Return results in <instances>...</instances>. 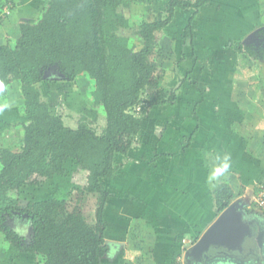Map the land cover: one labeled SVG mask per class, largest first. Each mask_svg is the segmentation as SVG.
Instances as JSON below:
<instances>
[{
  "label": "trees",
  "instance_id": "obj_1",
  "mask_svg": "<svg viewBox=\"0 0 264 264\" xmlns=\"http://www.w3.org/2000/svg\"><path fill=\"white\" fill-rule=\"evenodd\" d=\"M211 1L48 0L35 22L18 24L13 46L0 45V100L16 85L23 120L10 125L19 134L16 144L0 146V233L10 249L35 257L38 264H102L109 251L104 220L109 193L102 180L114 177L117 156L126 157L136 143L145 118L138 116L136 109L149 111L148 107L176 104L171 84L162 85L163 80L174 78L172 69L168 72L171 76L166 75L155 60L161 48L158 35L176 12L189 10L181 47L195 51L202 32L198 33L194 24ZM138 2L159 3L161 10L138 19L126 17L124 11ZM10 3L0 1L1 20L8 16L3 11ZM262 29L258 33L264 37ZM234 40L226 41L225 50L233 48ZM239 40L236 52L243 49L254 61H264V44ZM181 57L185 63L192 60L184 53ZM48 70L56 72V79L45 76ZM192 70L185 76L175 75V79L188 86L185 83L190 82ZM81 76L93 83L91 97L103 121L99 125L82 116L73 126L66 124L62 109L53 112L42 91L43 84L76 83ZM189 84L200 95L205 94L198 82ZM66 160L75 162L85 174L84 184L70 189L67 199L20 198L24 188L63 176ZM236 196L229 184L220 182L212 191L216 214ZM89 198L97 203L92 223L87 222L82 208ZM13 219L30 224L29 242L9 227L8 220ZM174 262L175 257L171 264Z\"/></svg>",
  "mask_w": 264,
  "mask_h": 264
},
{
  "label": "crops",
  "instance_id": "obj_2",
  "mask_svg": "<svg viewBox=\"0 0 264 264\" xmlns=\"http://www.w3.org/2000/svg\"><path fill=\"white\" fill-rule=\"evenodd\" d=\"M11 1L13 4L4 7H7L8 16L0 19V45L13 46L18 24L27 22V0ZM254 1H257L255 4H262L264 0ZM241 6L247 7L245 2ZM218 9L221 10V5H218ZM200 15L202 10L198 16ZM213 17H206L203 24L207 25L206 22ZM242 32L244 31L236 30L234 39H240ZM218 36H222L223 41L215 40ZM224 36L226 35L219 34L210 41L202 39V45L196 43L195 49H217L225 57L230 50H225ZM218 55L216 52V57ZM250 82L253 81L246 79L242 84L241 80L237 82L229 74L226 81L223 79L218 86L215 84L213 94L205 93L202 96L198 91L199 96L194 103L191 102L192 105L185 99L178 107L162 108L163 114L158 125H153L150 121L141 122L136 143L126 157L117 156V170L111 182L109 181V188H105L109 193L107 209L114 203L109 200L110 190H116L117 221L114 224L107 218L104 219L109 251L102 264H171L177 254L183 257L182 262L185 264L180 241L198 239L217 217L212 191L220 182L213 181L212 183H216L215 187H209L211 167L207 162L224 153L230 155L231 167L225 174L226 179L221 182L229 184L237 193L235 199L238 198L247 214H255L254 218L248 220L253 221L259 237L257 250L261 256V264H264V221L261 217L264 213L250 204L255 192L253 184L264 179V162L261 161L264 158V124H259L258 120L249 123V119H246L252 103L256 106L260 103L257 91L248 87ZM229 90L235 94L233 99ZM238 94L241 98H248L242 102L237 98ZM2 101L0 110L1 105L2 108L8 105L7 99L3 103ZM161 165L165 168L162 172ZM156 176H159V182H156ZM245 193L250 194L248 201L244 197L247 196ZM124 214H131L132 219L138 218L135 229H130V221H125ZM148 225L152 227H146ZM2 244L5 249L12 250L6 243ZM18 256L28 259L22 253H18ZM218 263L238 264L232 260L220 259L203 264Z\"/></svg>",
  "mask_w": 264,
  "mask_h": 264
},
{
  "label": "rangeland",
  "instance_id": "obj_3",
  "mask_svg": "<svg viewBox=\"0 0 264 264\" xmlns=\"http://www.w3.org/2000/svg\"><path fill=\"white\" fill-rule=\"evenodd\" d=\"M48 0H27V15L25 19H27L28 23H33L35 20L39 18L38 12L41 11L42 7L47 3ZM237 1H239L237 3ZM242 2H245L247 5L246 8L242 7ZM254 0H212L210 2V7L202 10V15L198 16L196 19V24L194 26L198 27V33H200L202 39L211 40L212 38H216L217 35H226L224 38H229L234 40L235 31L242 32V41L250 36L249 40L246 39L247 44L256 37L258 31H262L264 28V1L262 4H258ZM218 5H221V10L218 11ZM161 6L159 3H155L152 5H146L138 2L137 4H133L129 9L124 11L126 17L135 16L138 18L143 17L147 13L155 14L161 10ZM243 9H246L245 12H242ZM204 11V12H203ZM191 15V11H180L176 12L174 19L172 22L165 27L162 32L158 35L159 43L161 48L156 51V55L158 57L155 58L156 62L162 65L163 70L166 75H173L174 78L171 82L168 79L163 80L162 85L171 84V87L174 89L176 93V104L180 106L183 103V100H188L190 105L195 102L196 97L199 96L198 90L190 85V82H198L200 88L208 94H213L216 90L215 84L223 81H226L227 75H231L235 81H242V84L246 79L248 81L252 80L253 82L248 83V87L252 88L251 90L257 91L258 99L260 103L255 104L252 103V109L250 110V114L246 119L249 123H254L255 120L259 122V124H264V62L255 63L250 56H248L245 50H240L236 52L237 42L240 41L234 40L232 47L230 48V53H226L224 57L221 54V51L217 49H212L209 47H203V49H195L193 51L191 48L185 46L181 47V36L183 32V28L187 23L189 16ZM214 16L209 20L207 25H204L205 18L208 16ZM216 16V18H215ZM5 19V18H4ZM234 22V23H233ZM198 25V26H197ZM200 26V29H199ZM245 28V29H244ZM249 32H248V30ZM217 34V35H216ZM253 35V36H251ZM227 39V40H229ZM215 40L223 41L222 36L217 37ZM226 40V41H227ZM254 42H259L254 41ZM198 45H202L201 41H197ZM264 44V43H263ZM140 43L136 42L137 49L140 48ZM235 47V48H234ZM235 49V50H234ZM217 50V51H216ZM262 51V49H261ZM216 52L219 54L216 57ZM220 52V53H219ZM182 53L184 55H188L190 57V61L187 63L182 62ZM206 56V57H205ZM202 57V58H201ZM208 57V58H207ZM233 63L232 65L230 63ZM185 63V64H184ZM184 64V65H183ZM192 65V66H191ZM172 69V73L168 74V72ZM193 69V70H192ZM190 73L188 80L190 82H186V85H182L177 79H175V75H184L186 73ZM199 74V75H198ZM165 75V76H166ZM170 75V76H171ZM46 77H53L56 79V72L53 70H48L45 75ZM185 76V75H184ZM192 77V78H191ZM165 78V77H164ZM167 78V77H166ZM187 78V77H186ZM185 78V79H186ZM244 81V82H243ZM76 83H56V84H43L41 86L42 91L47 95L46 100L51 107H54L53 112L60 111L62 113V117L66 124L73 126L79 117H85L89 119L93 124L99 125L103 121L101 119L100 108L97 106L95 100L91 97V91L93 90V83L86 76H81L75 81ZM246 86V85H245ZM15 89L9 90L8 95H6L2 100H6V107L0 110V146L4 145H14L15 138L19 136L15 133L14 129L11 128L10 125L14 123H19L22 120L20 112H21V100L18 95V90L16 85L13 86ZM238 88V86H237ZM236 88H234L235 91ZM232 93V99L235 94L232 91H228ZM257 96V95H256ZM238 99L245 101L248 97L242 96L238 94ZM0 100V102L2 101ZM2 101V103H3ZM187 102V101H186ZM192 102V103H191ZM249 103L248 101L246 102ZM177 106V107H178ZM184 108V106L182 107ZM149 111L143 110V108L136 109L137 115L145 116L143 122L150 121L153 125H158V120L161 119L163 111L161 107H148ZM175 109V108H174ZM151 110V111H150ZM148 114V115H147ZM251 120V122H250ZM98 127V126H97ZM245 129V128H244ZM253 130V128H252ZM4 138V139H3ZM6 141V142H5ZM13 142V143H12ZM177 159V158H176ZM264 162V158L261 160ZM160 161H158L159 163ZM210 165V160L207 162ZM163 165L160 166L162 168ZM205 168V167H204ZM65 174L63 176H55L51 180H45L39 187H26L20 193V198L25 201L33 200L38 201L42 199L49 198H68V191L75 187H80L85 182V174L78 171L76 167V163L70 160H66L65 162ZM165 168L160 169L162 172ZM159 171V169H158ZM206 171V168H205ZM161 176V175H160ZM159 176H156V182H159ZM166 179V178H164ZM163 179V180H164ZM225 175L220 177L219 182L223 181ZM102 185L104 188H109L110 182L107 180H102ZM217 183V181H216ZM215 183V184H216ZM161 184V183H160ZM253 184V189L256 185ZM162 185V184H161ZM252 189V191H253ZM110 199L114 201L111 203L105 210L104 219L106 218L110 220V222L116 224L117 221V208L115 206V201L117 193L116 190H110ZM255 193V192H254ZM254 193L252 194L254 196ZM244 196L246 200L249 198L250 194L245 193ZM252 197V196H251ZM234 199L233 201L237 200ZM137 202V201H134ZM120 203V202H119ZM251 207L253 206V197ZM96 201L92 198H89L83 204V215L88 223H92L95 220V209H96ZM255 206V205H254ZM254 208V207H253ZM252 208V209H253ZM256 208V207H255ZM119 209V208H118ZM254 210V209H253ZM121 211V209H120ZM146 211V210H143ZM241 212L245 215L246 209L241 207ZM254 212V211H252ZM121 213V212H120ZM143 214V212H142ZM131 214H124L125 221H130V229L136 228V223L138 218L132 219L130 217ZM247 219H251L255 217V214H247L245 215ZM264 221V216H261ZM122 219V218H120ZM24 220V219H23ZM23 221L19 220H8V225L11 229L15 230L21 237L24 238V242H29V231L31 233V226L27 222L22 223ZM119 222V219H118ZM120 223V222H119ZM264 223V222H263ZM264 226V224H263ZM148 228L152 227V225L146 226ZM139 234H142L141 232ZM3 234L0 233V264H38V261L35 257L28 256V259L19 258L18 253L13 250H8L3 247L2 241ZM263 246H264V235ZM194 240V239H193ZM193 240L188 241L189 247L194 243ZM111 241H116L111 239ZM264 248V247H263ZM264 254V252H263ZM3 255V256H2ZM27 257V256H26ZM231 263V262H230ZM220 264V263H218Z\"/></svg>",
  "mask_w": 264,
  "mask_h": 264
},
{
  "label": "water",
  "instance_id": "obj_4",
  "mask_svg": "<svg viewBox=\"0 0 264 264\" xmlns=\"http://www.w3.org/2000/svg\"><path fill=\"white\" fill-rule=\"evenodd\" d=\"M241 207L240 201L235 200L217 215L200 237L186 249L185 264H203L217 259L236 260L238 264H261L257 250L259 237L253 221L245 217Z\"/></svg>",
  "mask_w": 264,
  "mask_h": 264
},
{
  "label": "clouds",
  "instance_id": "obj_5",
  "mask_svg": "<svg viewBox=\"0 0 264 264\" xmlns=\"http://www.w3.org/2000/svg\"><path fill=\"white\" fill-rule=\"evenodd\" d=\"M211 171L208 176L209 187H215L213 181H219L220 177L224 176L231 167V157L229 154L224 153L217 155L210 160ZM189 245L187 246V248Z\"/></svg>",
  "mask_w": 264,
  "mask_h": 264
},
{
  "label": "built area",
  "instance_id": "obj_6",
  "mask_svg": "<svg viewBox=\"0 0 264 264\" xmlns=\"http://www.w3.org/2000/svg\"><path fill=\"white\" fill-rule=\"evenodd\" d=\"M6 9L7 8H5L4 11H3L4 15L8 13V11H6ZM1 17H3V15ZM253 202H254V205H255L256 209L258 211H261V212L264 213V181L260 182V183H258L256 185V190H255V193H254V196H253ZM181 245H182V247H181L182 254L184 256L185 255V251H186L187 246L189 245V243H187V241H185V240H182L181 241ZM182 258L183 257H181V255L180 256H176L174 264H183Z\"/></svg>",
  "mask_w": 264,
  "mask_h": 264
},
{
  "label": "flooded vegetation",
  "instance_id": "obj_7",
  "mask_svg": "<svg viewBox=\"0 0 264 264\" xmlns=\"http://www.w3.org/2000/svg\"><path fill=\"white\" fill-rule=\"evenodd\" d=\"M258 40H259V42H254V41H258ZM263 43H264V37L260 33H257L256 37L250 42V44H254V45H263ZM232 261L237 262L236 260H232Z\"/></svg>",
  "mask_w": 264,
  "mask_h": 264
}]
</instances>
